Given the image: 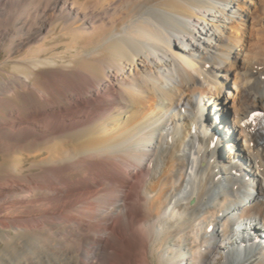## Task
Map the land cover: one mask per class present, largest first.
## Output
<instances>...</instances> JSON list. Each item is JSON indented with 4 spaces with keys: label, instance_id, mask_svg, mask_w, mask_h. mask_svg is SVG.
Wrapping results in <instances>:
<instances>
[{
    "label": "bare ground",
    "instance_id": "6f19581e",
    "mask_svg": "<svg viewBox=\"0 0 264 264\" xmlns=\"http://www.w3.org/2000/svg\"><path fill=\"white\" fill-rule=\"evenodd\" d=\"M262 1L0 0V264H264Z\"/></svg>",
    "mask_w": 264,
    "mask_h": 264
},
{
    "label": "rangeland",
    "instance_id": "374dc122",
    "mask_svg": "<svg viewBox=\"0 0 264 264\" xmlns=\"http://www.w3.org/2000/svg\"><path fill=\"white\" fill-rule=\"evenodd\" d=\"M264 1H262V10L264 11ZM250 26V24H249ZM4 57V52L3 51H0V60H2ZM8 70H11L10 68H8ZM0 80H2L0 78ZM257 113L260 111V109H256ZM263 112V111H262ZM203 140L206 142L207 146H209V149L210 150H217V143H218V138H217V135H215L213 132H209V131H203ZM204 144V143H202ZM213 160H216L217 159V156L216 154H213ZM0 255H1V251H0Z\"/></svg>",
    "mask_w": 264,
    "mask_h": 264
}]
</instances>
